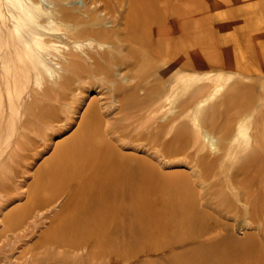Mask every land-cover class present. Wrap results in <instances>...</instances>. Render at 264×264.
<instances>
[{
	"label": "rangeland",
	"instance_id": "1",
	"mask_svg": "<svg viewBox=\"0 0 264 264\" xmlns=\"http://www.w3.org/2000/svg\"><path fill=\"white\" fill-rule=\"evenodd\" d=\"M113 1L122 2L117 22L107 17L106 26L124 29L133 0ZM156 2L161 16L153 22L164 31L160 38L176 37L174 43H161L170 53L145 64L121 62L118 74L108 80L85 72L60 96L61 102L48 98L56 113L39 125L18 126L2 140L0 159H6V166H0V264H264V132L257 131L262 124L264 129V118L259 122V116L264 117L261 100L254 105L257 114L260 111L257 117L245 114L252 128L244 136L235 140L223 133L241 104L264 93V0ZM156 38L150 41V52L157 48ZM173 57L186 71L184 64L192 60L190 71L198 79L220 70L230 76L226 90L240 86L217 113L216 128L206 125L217 136L216 145L203 138L197 143L195 134L179 144L155 141L154 120L160 114H127L118 90L111 88L116 78L155 89L157 76H171L167 65ZM34 88L39 85L25 77L18 87L21 98L29 99ZM184 89L181 97L188 95ZM90 109L100 117L94 172H81V179L67 177L74 164L69 166L75 158L74 140L84 132ZM29 116L22 111L16 120L20 124ZM252 144L259 145L256 151L245 152ZM123 157L147 168L141 198L114 186L121 182L117 164ZM98 187L102 192L95 196ZM108 197L114 199L112 207L96 205ZM121 197L140 198L141 203L125 209L116 203ZM87 204L95 206L86 213L90 221L84 220Z\"/></svg>",
	"mask_w": 264,
	"mask_h": 264
},
{
	"label": "bare ground",
	"instance_id": "2",
	"mask_svg": "<svg viewBox=\"0 0 264 264\" xmlns=\"http://www.w3.org/2000/svg\"><path fill=\"white\" fill-rule=\"evenodd\" d=\"M130 3L133 4V10L126 15L127 26L124 29H112L106 26L109 24L107 19L112 18L113 22H117L115 13L118 10L117 6L122 4L119 1L84 0V4L80 5L79 1L75 0H0V145L3 144L2 140L12 136L18 126H32L33 122L34 126L39 125V120L42 121L49 114L56 113V105L48 101V98L60 101L64 91L76 79L84 77L85 72L101 74L104 80H108L118 74L121 62L125 65L142 62L145 64L152 57L170 53V48L164 45L161 48V43L166 41L174 43L176 37L173 33V37L165 41L160 38L163 37L164 31L155 25L158 21L153 22L161 16L158 11V2L133 0ZM152 37H155L158 42L157 48L150 52ZM124 48H128L126 53H124L126 50L123 52ZM191 61L184 64L189 70L186 71L181 68L182 64L179 65L180 60L173 57L172 62L167 65L168 72L172 73L171 76L168 74L163 77L157 76L158 86L152 90H148L144 84L140 83L134 87L126 81L122 82L123 80L121 82L119 79L115 80L116 78L111 80L113 82L111 88L118 90L121 95L120 106L127 114L134 110H146L149 112V117L160 114L154 120L157 122L156 129L154 128L157 132L153 133V139L157 142L167 140L178 143V140L185 141L188 135L192 137L195 134V136L199 135L196 136L197 143L202 140L201 138L204 143L207 142L212 146L218 143L217 136L206 125L214 124L213 128H216L217 113L221 111L224 104L231 102V96L240 90V86L235 83L236 85L230 91L226 90L230 76H226L220 70L198 79L194 75L195 71H190V68L194 69L195 65ZM89 62H92L91 65ZM27 76L38 84L39 88H34V94L29 99H24L21 98L18 87ZM166 80L169 82L167 86ZM181 88H186L184 90L188 92L187 96H180ZM260 94L258 93L259 98L257 96L253 101L250 100L249 104H245L246 106L240 105L235 118L228 123V128H223L225 138L233 136L235 140H239L246 134L251 126L249 121L252 119L247 120L245 114L248 111L257 114L259 108L255 107L256 104L260 103V100L262 105L264 104V93L260 92ZM213 99L214 101L211 102ZM259 110H264V106ZM22 111H27L30 116L29 120L19 124L16 119ZM261 115L259 117L264 118ZM184 116H187L189 120L181 119ZM250 117L252 114L249 119ZM262 118L259 122H262ZM99 119V113L95 109L87 111L84 117L87 125L84 127V132H80L74 140L75 158L71 157L69 166L73 162L74 164L67 177L81 179V172L86 174L94 172L95 168L91 164L96 162L94 138L99 129ZM262 125L257 130L261 134L264 132ZM167 145L169 147V144ZM171 145L174 144L171 143ZM176 147L170 146V150ZM258 147L259 145L254 147L252 144L245 149V152L253 153ZM179 148H181L180 145ZM5 164L6 159L1 158V169L6 166ZM117 167H120L119 173L122 177H119L121 182L114 186L121 187L127 193H139L141 198L143 189H147L144 188L147 178L145 164L123 157ZM114 186L110 185V187ZM96 189L100 192L95 196L102 192L99 187ZM125 197H121L122 199L116 202L120 203L119 205L122 204L125 209L141 203L140 198L129 200ZM113 202L114 199L108 197L98 200L96 205L112 207ZM85 206L87 209L84 212L86 216L84 220L87 218L90 221L91 218L86 213L95 206L91 204ZM88 234H95V232ZM88 234H84L83 237Z\"/></svg>",
	"mask_w": 264,
	"mask_h": 264
}]
</instances>
